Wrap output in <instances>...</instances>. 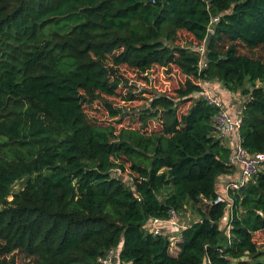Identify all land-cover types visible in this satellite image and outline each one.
Listing matches in <instances>:
<instances>
[{"label":"trees","instance_id":"16d2710c","mask_svg":"<svg viewBox=\"0 0 264 264\" xmlns=\"http://www.w3.org/2000/svg\"><path fill=\"white\" fill-rule=\"evenodd\" d=\"M109 64L184 80L151 96L138 128L117 131L84 113L100 101L126 114L103 98L116 95ZM213 81L244 100L241 146L264 153V0H0V264L19 253L99 264L109 249L131 264H264L253 240L264 233V165L230 193L231 219L213 204L235 176L217 109L198 95ZM171 211L187 224L176 255L146 229Z\"/></svg>","mask_w":264,"mask_h":264},{"label":"built area","instance_id":"2783aa9c","mask_svg":"<svg viewBox=\"0 0 264 264\" xmlns=\"http://www.w3.org/2000/svg\"><path fill=\"white\" fill-rule=\"evenodd\" d=\"M216 21V18L212 20L213 23ZM208 31L211 32V29H208ZM193 50L201 56L204 54L203 45L196 46ZM204 68H206V65L204 60H201L198 63L199 72ZM198 85L200 87L199 97L206 101L208 105L217 109V113L213 117V126L222 138L232 139L234 141L229 163L235 168V176L233 179L226 180L213 202V204H225L229 211L228 217L231 219L233 202L230 198V193L237 192L245 187L252 176L264 165V153L250 154L241 146L239 138V117H233L230 114L223 101L212 91L208 83L201 82ZM229 219H227L228 222L223 226L228 239L230 231ZM186 225L179 220V217L174 211H171L166 219L149 220L146 229L153 237H167V241L171 245L170 253L172 254L175 250L178 252V243L181 241L180 233L186 228ZM176 252L172 255H175ZM97 262L99 264H131L129 262H120L117 249H109L102 257L97 259ZM206 264H209V262H206Z\"/></svg>","mask_w":264,"mask_h":264},{"label":"rangeland","instance_id":"374dc122","mask_svg":"<svg viewBox=\"0 0 264 264\" xmlns=\"http://www.w3.org/2000/svg\"><path fill=\"white\" fill-rule=\"evenodd\" d=\"M179 38L180 41L178 44H181L183 41H188V36L185 33H179ZM184 45H190L189 47H193L190 43H185ZM245 54L250 53L245 51ZM109 67L112 69L109 70L111 80L117 84L116 95L109 98H103L108 101L113 108L122 109L126 114L122 118H112L109 116V113L100 101H95L92 105L85 106L84 113L90 124L97 126L111 124L116 127L117 131L122 127L132 129L138 128L139 124L137 119L134 118L140 109L147 107L151 96L160 93L173 95V91L178 88L184 80L175 68L164 70L159 67H153L143 74L136 73L125 66L109 64ZM130 95H134L135 100L127 101L126 99ZM227 105L234 114L233 106L235 105V100L230 98ZM155 127H157L156 124L149 125V129ZM222 143L226 148L231 149V143L229 140L223 138ZM21 186V182L17 183L14 186L13 191H18ZM194 216L195 215L190 212L188 218L192 219ZM253 240L259 248H263L264 252V233L255 234ZM176 251L177 250L174 252ZM174 252H172V254ZM14 264H34V262H32L30 258L19 253L15 255Z\"/></svg>","mask_w":264,"mask_h":264},{"label":"crops","instance_id":"0c3cea01","mask_svg":"<svg viewBox=\"0 0 264 264\" xmlns=\"http://www.w3.org/2000/svg\"><path fill=\"white\" fill-rule=\"evenodd\" d=\"M207 83L210 85L209 87L212 89V91H214L219 96V98L223 101L225 107L230 112V114L233 117H239V112H240L241 107H242V105L244 103V100L241 97H239L237 94L233 95V94L227 92L222 87V85L219 82H217V81L207 82ZM230 98L235 100V105L233 106V111H234L235 115L232 113L231 109L227 105L228 102L230 101ZM227 140H229V142L231 143V150H232L234 141L232 139H227ZM226 180H228V179L222 178L220 180V182H221L220 186L221 187L225 184ZM185 222H187V220H185ZM176 253H175V255H176Z\"/></svg>","mask_w":264,"mask_h":264}]
</instances>
